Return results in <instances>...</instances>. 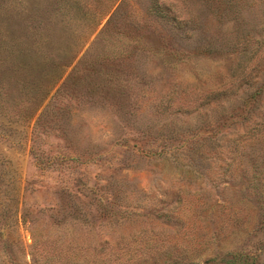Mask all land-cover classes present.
Returning <instances> with one entry per match:
<instances>
[{"label":"rangeland","instance_id":"374dc122","mask_svg":"<svg viewBox=\"0 0 264 264\" xmlns=\"http://www.w3.org/2000/svg\"><path fill=\"white\" fill-rule=\"evenodd\" d=\"M152 1L0 0V264H264L263 0Z\"/></svg>","mask_w":264,"mask_h":264},{"label":"trees","instance_id":"16d2710c","mask_svg":"<svg viewBox=\"0 0 264 264\" xmlns=\"http://www.w3.org/2000/svg\"><path fill=\"white\" fill-rule=\"evenodd\" d=\"M211 1L215 0H153L150 6V13L151 15L155 18L156 21H160L164 23L165 25H168L171 27V30L177 31L179 34H182L186 40H192L193 37L195 36V30L199 27L200 20H202V16L204 15V11L207 10V6ZM238 1L235 0L234 3L230 2V13L234 14L233 18L237 19L241 15V9L240 6H238ZM263 5H264V0H263ZM117 10L112 14V17L109 18L108 23L106 24V27L104 28V31L108 30L113 22V18L116 17ZM219 14V13H218ZM230 21V20H229ZM261 43H264V33L262 35V40ZM264 45V44H263ZM262 45V46H263ZM262 46L258 50H261ZM256 49V50H257ZM256 50H247L244 51L243 54H241V59L250 58L252 59L255 57ZM150 52V51H149ZM124 53V50L117 54H113V59L119 58L121 54ZM192 53V52H191ZM191 53L187 57H192ZM212 53V48L210 46V43H208L204 47H198L194 51L193 56H202V55H209ZM251 54L250 57H248V54ZM165 55L164 57V63L168 64L173 63L174 60V55L170 57V55ZM245 61V59H244ZM264 62V60H262ZM176 63V61H175ZM177 64V63H176ZM176 65H174L175 67ZM248 69V66L245 68L244 67V72ZM75 70V69H74ZM74 70L70 73L66 81H64V86L69 82L73 76H74ZM236 72V71H235ZM254 71H252L253 73ZM252 73H244L243 77L241 79H254L252 78ZM243 74V73H242ZM248 86L254 87V90H252V93L249 94V98H258L261 97V95L264 93V82L260 83L259 80L254 81L253 83L248 84ZM71 93L74 95L77 93L76 89L70 88ZM91 91V90H90ZM221 93V92H220ZM92 94L95 95L93 91L88 93L89 96ZM180 111V110H179ZM179 111H176L178 113ZM213 263V264H255L254 258L248 256V255H243L240 253H229L226 254L223 258L221 259H212L208 260V263Z\"/></svg>","mask_w":264,"mask_h":264}]
</instances>
